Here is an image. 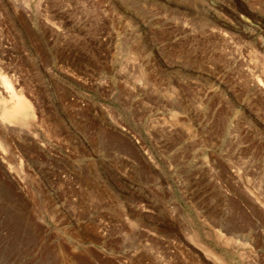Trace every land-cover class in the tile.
I'll use <instances>...</instances> for the list:
<instances>
[{
	"label": "rangeland",
	"instance_id": "1",
	"mask_svg": "<svg viewBox=\"0 0 264 264\" xmlns=\"http://www.w3.org/2000/svg\"><path fill=\"white\" fill-rule=\"evenodd\" d=\"M0 264H264V0H0Z\"/></svg>",
	"mask_w": 264,
	"mask_h": 264
},
{
	"label": "bare ground",
	"instance_id": "2",
	"mask_svg": "<svg viewBox=\"0 0 264 264\" xmlns=\"http://www.w3.org/2000/svg\"><path fill=\"white\" fill-rule=\"evenodd\" d=\"M7 83V82H6ZM7 84H9V83H7ZM6 84V85H7ZM8 86V85H7ZM7 90H8V92L9 93H11L12 94V100H13V105H11V106H13L12 107V110H9L10 112H8L7 113V111H6V113L7 114H5V116H7V119H11V120H16V119H19V121L21 122V123H23V119H21V118H19V116L25 111V109H26V103H24V101H23V99L21 98V97H18L15 93H13L11 90H10V85H9V87H7L6 88ZM26 101V100H25ZM26 104V105H25ZM10 106V107H11ZM29 108V107H28ZM26 112V111H25ZM25 114V113H24ZM23 115V114H22ZM4 117V116H3ZM22 117V116H21ZM24 117V116H23ZM4 119H6V117H4ZM6 121V120H5ZM7 122H9V121H7ZM10 122H14V121H10Z\"/></svg>",
	"mask_w": 264,
	"mask_h": 264
}]
</instances>
